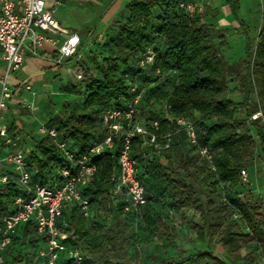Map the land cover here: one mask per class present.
<instances>
[{
	"label": "trees",
	"instance_id": "16d2710c",
	"mask_svg": "<svg viewBox=\"0 0 264 264\" xmlns=\"http://www.w3.org/2000/svg\"><path fill=\"white\" fill-rule=\"evenodd\" d=\"M226 2L235 15L237 4L232 0ZM180 3L188 4L181 0L129 1L125 17L113 23L115 37L104 43L108 55L103 57L102 65L94 68L89 78L81 79L85 84L80 103L64 101L55 122L47 127H54L70 152L77 156L103 137L101 114L105 109L121 108L132 97L139 96L136 119L147 125L158 124L152 129L158 148L147 145L140 137L132 140L137 176L147 195V203L139 213L155 198L156 188L149 186L147 180L155 172L153 167H158L167 172L159 194L174 207L199 210L203 222L192 227L207 236L213 226L208 224L206 209L191 189L189 169L196 166L214 186L221 185L220 190L237 192L236 188L242 184L240 170L264 165V32L255 41L247 42L242 60L228 63L222 54L227 45L222 30L200 21L194 12L180 7ZM153 16L155 22L151 21ZM147 50L153 51L154 62L140 67L139 61ZM233 94L240 100L234 101ZM150 99L165 103L166 116L155 108H146ZM72 105L76 108L70 109ZM257 112L261 115L252 119ZM177 119L196 123L198 145L208 149L209 158L202 157L197 146L191 145L188 151L180 144L176 134L184 128L179 127ZM166 135L169 141L164 148ZM39 137L35 145L27 148L23 147L22 138L21 149L27 153L32 183L52 186L60 182V171L69 167L70 161L47 135ZM159 156L167 160L166 165L158 164ZM171 156L185 160L177 167L171 163ZM209 161L215 171L210 170ZM92 163L96 172L82 194L89 200L93 216L85 218L75 204L65 206L56 223L63 236L60 240L67 248L80 249L83 264H133L130 249L136 240L135 214L125 213L122 203L114 205L112 199L113 176L118 170L116 149L94 155ZM19 192L13 177L0 187V220L12 210ZM230 202L250 234H243L237 221H229L206 248L194 252L180 250L176 257L164 258L160 264H238V252L245 242L258 238L264 243L260 207L238 197ZM90 224L96 234L92 244L86 241ZM167 229V225L160 223L159 231ZM30 236L34 237L36 249L40 243L45 244L32 222L22 224L4 252V264L19 259V245L29 243L24 240ZM216 246L222 256L216 254ZM244 257L246 264H253L250 253ZM38 259V264H44V259ZM62 264H67V260Z\"/></svg>",
	"mask_w": 264,
	"mask_h": 264
},
{
	"label": "built area",
	"instance_id": "2783aa9c",
	"mask_svg": "<svg viewBox=\"0 0 264 264\" xmlns=\"http://www.w3.org/2000/svg\"><path fill=\"white\" fill-rule=\"evenodd\" d=\"M56 4L48 0H0V187L13 177L20 188L14 197L12 210L3 214L0 220V264H4V252L11 244L12 235L20 225L28 222H32L36 234L45 239V246L38 251L44 264H59V255L64 251L67 264H83L80 249H68L60 240L63 236L56 223L62 217L64 207L71 204L77 205L85 218L93 216L90 202L83 196L82 189L96 172L92 163L94 155L116 149L118 173L113 176V189L122 195V209L125 213L138 214L147 203L146 190L137 176L132 140L140 137L147 145L158 148L156 135L152 132L158 124L153 122L147 125L136 119L139 96L132 97L121 108L105 109L101 114L103 137L92 143L85 153L77 156L70 152L68 144L59 138L54 127L43 124L38 128V133L52 139L70 161V166L60 171V182L52 186L32 183L27 153L21 149L22 138L3 123V113L14 95L12 79L21 70L27 54L41 57L39 51L42 46L50 44L55 49L51 61L56 65L71 61L77 55L81 38L58 23L54 16ZM180 7L190 12L194 8L190 3H180ZM153 62L154 53L147 50L139 66L147 67ZM156 73H159L158 69ZM75 79H82V75L75 74ZM24 89L29 90L30 86L25 85ZM131 91H135V88ZM260 115L257 112L251 118L256 119ZM176 123L186 130L190 144L197 146L201 156L209 158L208 149L198 145L194 126L184 119H177ZM168 137L166 135L164 148L168 147ZM209 167L215 171L211 161ZM240 176L246 181L244 169L240 170ZM260 259L264 264V254Z\"/></svg>",
	"mask_w": 264,
	"mask_h": 264
},
{
	"label": "rangeland",
	"instance_id": "374dc122",
	"mask_svg": "<svg viewBox=\"0 0 264 264\" xmlns=\"http://www.w3.org/2000/svg\"><path fill=\"white\" fill-rule=\"evenodd\" d=\"M232 1L237 4L235 15L232 13L230 6L226 4V0H223L220 3L221 14L213 22L214 26L222 30L224 34L227 45L222 50V54L228 63L242 60L245 56L247 42L250 40L255 41L258 35L264 32V0ZM67 4L65 7L56 8L57 18L70 32L85 36L89 28L97 21L102 7L98 5L90 7L79 3ZM106 24L107 26L102 28L104 30H100L101 25L96 29L98 39L95 43V49H88L87 47L93 40L90 38L89 42L85 44V48L78 49L77 55L71 61L61 65H51L47 68V72L38 67L40 74H36L34 78L33 75L22 76L21 73L19 79L15 80L17 85L15 88L12 86L14 95L11 105L13 107L8 119L13 120L11 125L16 128L21 126L23 132L25 131L23 147L35 145L38 142L40 138L38 128L43 124L52 125V122H55L56 113L60 110L64 101L80 103L83 85L85 84L84 80L91 76L94 68L102 65L103 57L108 55V48L104 43L115 37L113 22H107ZM92 55L96 57V61ZM88 67L91 69H88ZM50 69L52 70L51 73ZM78 73L82 75L84 80L75 79V74ZM25 85H29L30 89H24ZM231 97L234 101L240 100L237 95L233 94ZM27 105L31 108H27ZM75 108V105L70 107V109ZM146 108H155L161 116H166L164 102L159 103L150 99ZM190 123L197 129L196 123L192 121ZM176 135L179 136L180 144L189 151L191 144L186 130L182 129ZM188 155L190 156L191 153ZM184 160V158L170 157L171 163L177 167L181 166ZM243 169L246 171V168ZM152 170L155 172L147 182L149 186L156 187L154 193H159L163 190L167 172L158 169V167H153ZM189 174L191 189L205 207L207 222L213 226V229L207 232V236H204L201 231L195 230L192 225H199L203 222L200 211L183 208L171 215L170 226L167 224V232L159 231L156 230V224L161 211L157 208L153 209L151 210L153 212L152 227L146 225L140 231L138 239L134 241L130 249L133 264H160V260L164 258L176 257L180 250L194 252L206 248L208 242L211 243L215 240L217 232L227 222L238 220L236 212L230 205V201L240 195L238 191L230 192L225 189L222 191L216 188L210 179L199 172L196 166L189 169ZM245 197L244 194L242 200L246 199ZM93 229L90 224V231L86 238L89 244H92L96 237ZM24 241L29 243L25 244V242L24 245H19L21 254L19 259L13 261L12 264H38L39 257L36 253L37 247L33 243L34 237L30 236Z\"/></svg>",
	"mask_w": 264,
	"mask_h": 264
},
{
	"label": "crops",
	"instance_id": "0c3cea01",
	"mask_svg": "<svg viewBox=\"0 0 264 264\" xmlns=\"http://www.w3.org/2000/svg\"><path fill=\"white\" fill-rule=\"evenodd\" d=\"M131 0H48L49 3L57 2L54 9V16L58 23L65 29L68 30V28L64 27L61 23V21L56 16V8L57 7H65L72 3H79L80 5H88L90 7H94V5H98L102 7V10L100 11V14L98 16L97 21L89 28V30L86 32L85 36L79 35L81 38V43L79 45V49L85 48V44L89 42V39L92 38V42H90L87 47L88 49H95L96 48V40L98 39V35L96 33V29L98 26L101 25V31L104 30L102 28H105L107 26V22L110 23L111 21L114 23L116 19H121L125 17V14L127 12L126 5ZM185 3H190L193 5L192 12L195 13L196 16L199 17L200 21L212 23L218 19V16L221 14L220 11V3H222L223 0H181ZM225 5V4H222ZM152 22H155L156 19H151ZM88 36L86 39L85 37ZM41 57H32L30 55H26L24 63L21 67V70L13 77L12 79V86L15 88L17 85L15 83L16 79H19L20 74L22 73V76H29L33 75V78L36 76V74H40V69L42 68V71L47 72V68L51 65H54V63L51 61V55L55 53L54 46L50 44H44L42 48L39 51ZM69 62V61H68ZM36 66V67H35ZM46 69V70H45ZM50 69V73H51ZM13 100V99H12ZM13 106L11 103L8 106V109L3 113V123L7 125L9 130L11 132H18L20 131L23 134V137L21 138L25 139V131L23 132L21 126L15 127L11 125L12 121L11 119H8L9 113L11 112V108ZM16 125V124H15ZM29 147V145L25 146V148ZM158 164L166 165L167 160L159 156ZM118 173V170L116 171V174ZM242 179V178H241ZM150 188V187H149ZM156 188V187H154ZM153 188V189H154ZM216 188L221 189V185H218ZM240 195H238V198L243 197V195H246V199H243L244 201H251L256 203L260 207V213L264 217V165L262 164H255L251 167L246 168V181L242 180V184H240L237 188ZM149 193L153 194L149 191ZM164 193L167 194V190L164 189ZM155 196L154 200L149 201V204L146 208H143L142 211L138 214L134 215L133 223L136 228V236L135 239H138L140 231L147 225V227H152V211L153 209H158L161 211L159 215V219L157 220L156 224V230L160 229V223H164L165 225H169V222L171 220V215L178 211L179 209H183L180 207H174L169 204L167 198H163L162 195L159 193H154ZM157 197V198H156ZM113 204L118 205L122 203L123 197L119 193H113L112 195ZM66 208V207H65ZM66 211V209H65ZM168 212V213H166ZM161 217V218H160ZM168 222V223H166ZM240 231L248 235L250 234L249 229L240 221L239 217L237 220ZM167 225V227H168ZM170 226V225H169ZM242 227V228H241ZM162 237V236H161ZM160 237V238H161ZM264 237V236H263ZM262 237V238H263ZM45 244H39L38 249H36V253L38 254L39 249L43 248ZM70 249V248H68ZM217 255L222 256L221 249L219 246H216L214 248ZM250 253V257L252 258L253 264H263L261 262V255L264 254V243L261 242L258 238H253L247 242L244 243L243 247L238 252V264H246L245 262V255ZM67 260V254L66 252H62L59 255V264H62V261Z\"/></svg>",
	"mask_w": 264,
	"mask_h": 264
}]
</instances>
